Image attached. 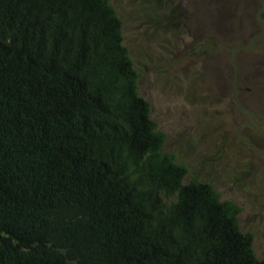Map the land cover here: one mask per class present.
Listing matches in <instances>:
<instances>
[{"label": "trees", "instance_id": "16d2710c", "mask_svg": "<svg viewBox=\"0 0 264 264\" xmlns=\"http://www.w3.org/2000/svg\"><path fill=\"white\" fill-rule=\"evenodd\" d=\"M138 76L109 0H0V264H264Z\"/></svg>", "mask_w": 264, "mask_h": 264}, {"label": "rangeland", "instance_id": "374dc122", "mask_svg": "<svg viewBox=\"0 0 264 264\" xmlns=\"http://www.w3.org/2000/svg\"><path fill=\"white\" fill-rule=\"evenodd\" d=\"M164 152L239 206L264 256V0H109Z\"/></svg>", "mask_w": 264, "mask_h": 264}]
</instances>
